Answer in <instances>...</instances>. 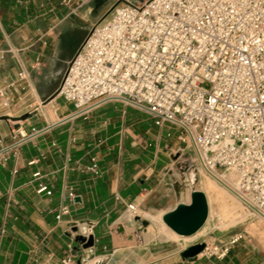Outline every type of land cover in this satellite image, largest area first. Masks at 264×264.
Returning a JSON list of instances; mask_svg holds the SVG:
<instances>
[{
	"label": "crops",
	"instance_id": "1",
	"mask_svg": "<svg viewBox=\"0 0 264 264\" xmlns=\"http://www.w3.org/2000/svg\"><path fill=\"white\" fill-rule=\"evenodd\" d=\"M115 1L0 0V89L13 97L0 107V264H264L257 227L223 259H184L187 246L155 260L136 244L147 223L138 213L172 210L199 164L174 124L117 100L74 117L56 94L69 60ZM19 64L30 90L17 85ZM92 159L97 176L84 171ZM40 185L51 194L37 193ZM129 204L135 218L125 216ZM63 206L68 213L57 219ZM81 224L91 226L88 249L75 241Z\"/></svg>",
	"mask_w": 264,
	"mask_h": 264
},
{
	"label": "built area",
	"instance_id": "2",
	"mask_svg": "<svg viewBox=\"0 0 264 264\" xmlns=\"http://www.w3.org/2000/svg\"><path fill=\"white\" fill-rule=\"evenodd\" d=\"M19 66L17 85L30 90ZM7 88L0 89L3 109L13 102ZM56 94L74 106V117L117 100L158 125L178 126L199 166L230 174L235 197L264 218V0L118 2L69 60ZM84 171L97 176L96 161ZM37 193L51 194L43 185ZM67 213L63 206L56 218ZM125 216H138L136 206L127 205ZM75 233L87 237L91 226ZM240 239L204 243L198 256L223 259ZM62 263L73 264L70 257Z\"/></svg>",
	"mask_w": 264,
	"mask_h": 264
},
{
	"label": "rangeland",
	"instance_id": "3",
	"mask_svg": "<svg viewBox=\"0 0 264 264\" xmlns=\"http://www.w3.org/2000/svg\"><path fill=\"white\" fill-rule=\"evenodd\" d=\"M118 1L119 0H116L112 7L116 5ZM120 1L125 2V0ZM205 88H209V85L205 84ZM198 168L199 169L189 173V175L191 173L194 174V182L191 184L185 183L180 188L176 200H172L169 209L172 208L176 202H188L189 193L192 189L199 190L205 194L207 199L209 210L207 221L197 233L188 236L191 238V241H185V237L181 236L177 239L161 240L160 237H158L161 232L160 227L151 219L145 217V215L155 217L159 222L163 223L161 217L164 213H160L159 210L138 213L141 219L147 222V225L142 235H140V240L137 238L135 240L137 245L146 246L148 248L149 258L153 257V259L157 260L163 256L171 255L181 248L199 243H207L211 246V244L221 245V241L222 244H225L229 242L232 237L241 234L244 230H254L253 228L255 227L260 231L264 230V220L252 214V212L239 202L228 189L226 190L221 183L210 176L206 170H203L200 166H198ZM216 172L217 177L224 175L227 179L231 177L230 174L223 173V171L216 170ZM223 183L227 185L228 182L226 183L224 181ZM254 236L256 240H264V237H262L264 233H256ZM259 236L261 238H259Z\"/></svg>",
	"mask_w": 264,
	"mask_h": 264
},
{
	"label": "water",
	"instance_id": "4",
	"mask_svg": "<svg viewBox=\"0 0 264 264\" xmlns=\"http://www.w3.org/2000/svg\"><path fill=\"white\" fill-rule=\"evenodd\" d=\"M208 213L205 194L192 189L189 193V201L177 203L172 210L162 215L161 220L176 235L188 237L197 233L204 226ZM144 225L146 226L147 223ZM75 241L84 249L92 247L94 242L92 236L84 237L81 235H77ZM204 247V243L191 245L181 252V257L184 259L195 258Z\"/></svg>",
	"mask_w": 264,
	"mask_h": 264
},
{
	"label": "bare ground",
	"instance_id": "5",
	"mask_svg": "<svg viewBox=\"0 0 264 264\" xmlns=\"http://www.w3.org/2000/svg\"><path fill=\"white\" fill-rule=\"evenodd\" d=\"M207 172H208V174L210 175V176H212L214 179H216L219 183H221L223 186H224V188L227 190H229L230 191V193L232 192L231 191V189L229 188V183H231V178L232 177H230V178H228L227 179V177L224 175V176H219V177H217L216 175V173H214V172H212V171H210V170H206ZM228 182L227 183V185L226 184H224L223 182ZM231 194H233V192L231 193ZM234 195V194H233ZM235 196V195H234ZM145 217H148L149 219H151L153 222H155L159 227H160V229H161V232L159 233V235H158V237H160V239L161 240H169V239H177L178 237H180V236H178V235H176L174 232H172L169 228H167L166 227V225L164 224V223H161V222H159V220L158 219H156L155 217H149V216H147V215H145ZM262 220H264V218H262V217H260ZM150 220V221H151ZM151 221V222H152ZM145 241V240H144ZM185 241H191V238L190 237H185Z\"/></svg>",
	"mask_w": 264,
	"mask_h": 264
}]
</instances>
